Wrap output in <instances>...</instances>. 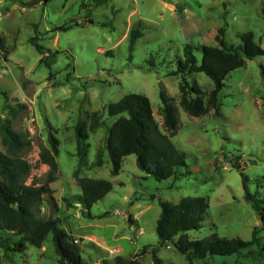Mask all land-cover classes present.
Masks as SVG:
<instances>
[{"label": "rangeland", "instance_id": "obj_1", "mask_svg": "<svg viewBox=\"0 0 264 264\" xmlns=\"http://www.w3.org/2000/svg\"><path fill=\"white\" fill-rule=\"evenodd\" d=\"M32 1L0 3V37L10 50L7 58L0 51V111L8 117L2 110L3 92L12 104H28L12 118L14 128L31 140L21 152L32 164L28 184L46 181L49 167L40 162L39 152L41 146L49 147L50 129L60 140L58 179L50 184L59 209L53 211L45 201L42 214L59 217L92 264H102L104 259L113 262L116 255L136 258L138 264H155V251L163 264H264L259 246L241 256L189 259L174 241L161 244L156 231L160 200L178 203L184 196H204L209 208L202 227L187 232L190 239L217 234L251 240L255 230L264 245V216L246 200L242 180L244 173L251 192L264 198V186L257 183L264 176V54L231 71L219 93L218 112L211 109L200 116L190 115L180 105L182 75L172 74L185 45H217L222 27L229 43L238 44L243 33L253 31L264 48V0H38L31 5ZM76 21L80 24L68 30H54ZM134 28L142 35L131 52ZM36 44L42 46L41 52ZM195 54L200 62L202 51L195 49ZM186 76L206 93L214 87L204 72ZM162 88L176 99L179 124L171 141L186 154L188 170L183 167L177 177L158 181L141 170L136 155L130 154L115 175L105 149L103 165L84 169L82 176L110 180L113 189L93 205V218L83 215L80 207H67L64 199L81 191L74 177L76 126L89 127L93 113L102 116L98 128H88V160L93 162L105 146L108 128L126 115L110 116L107 107L126 94L142 93L167 132L161 113ZM0 150L9 153L1 133ZM129 214L136 217L134 224ZM18 239L0 232V264H57L51 236L42 248L28 245L24 252L11 251ZM97 241L107 250L97 248Z\"/></svg>", "mask_w": 264, "mask_h": 264}, {"label": "trees", "instance_id": "obj_2", "mask_svg": "<svg viewBox=\"0 0 264 264\" xmlns=\"http://www.w3.org/2000/svg\"><path fill=\"white\" fill-rule=\"evenodd\" d=\"M32 1L30 4L36 3ZM92 23V20H88ZM73 24H62L54 30H68ZM142 35L138 28L130 31V51ZM217 45L202 44L194 46L187 44L184 47V56L178 59V69L172 74L182 75L180 83V105L193 116L208 113L211 109L218 112L220 107L219 93L224 87V79L233 70L242 67L247 60L264 54V48L255 41L253 31L241 35L238 44L229 43L225 37V28H220L216 35ZM41 52L42 46L36 44ZM202 51V59L199 62L195 49ZM4 51L8 57L10 50L6 48L4 38L0 37V51ZM45 59L43 58L42 61ZM51 66L50 64H48ZM204 72L214 82L213 89L206 93L196 83L191 84L187 74ZM53 73L50 74L52 76ZM208 94V95H207ZM6 98L3 111L8 112V117H2L0 111V133L2 142L9 153L0 150V232L14 234L19 239L11 251L24 252L28 245L42 248L45 241L51 236L57 254V264H92L86 261L82 255L79 239L75 238L63 225L59 217L44 215L41 207L45 201L51 205L53 211L59 209L54 190L50 186L58 179L59 166L57 155L59 154L60 140L50 129L49 147L41 146L40 162L46 164L49 169L46 181L43 184H28L26 180L30 175L32 164L23 158L21 152L30 146L31 140L13 126V119L21 110L28 108L25 102L10 103V97L3 92ZM162 101L161 113L167 132L160 128V123L155 118L150 99L142 93L126 94L120 101L111 103L108 107L110 116H120L107 131L105 146L100 147L93 162H89L90 131L95 130L101 124L102 116L93 113L89 127L85 124L76 126L77 138V167L74 177L79 186L80 193L72 198H65L67 207H80L83 215L93 218L91 208L106 196L113 184L107 179H98L82 176L86 168L102 166L104 163L105 149L108 151L112 162V173L119 174L124 157L130 154L136 155L138 167L154 177L158 181L177 177L183 167L188 170L186 154L171 141L178 128L179 117L176 99L167 94L164 88L160 91ZM264 101V95H263ZM51 127V126H50ZM190 172V171H189ZM245 198L253 209L264 216V198L258 192H251L249 179L242 173ZM259 186H264V176L257 179ZM162 213L158 220L156 231L161 244L174 241L176 248L185 253L187 257L205 258L208 255H242L250 251L252 247L259 246L260 252L264 251V245L260 243L255 230L251 240H243L239 237L226 239L212 234L202 239H190L187 232L199 229L203 225L205 214L209 208V201L204 196H184L178 203L160 200ZM178 237L177 240H174ZM81 240V239H80ZM253 250V249H252ZM146 247L143 248V253ZM155 264H163L161 258L153 253ZM102 264H138L136 258H124L120 255L114 257L113 262L104 259Z\"/></svg>", "mask_w": 264, "mask_h": 264}, {"label": "crops", "instance_id": "obj_3", "mask_svg": "<svg viewBox=\"0 0 264 264\" xmlns=\"http://www.w3.org/2000/svg\"><path fill=\"white\" fill-rule=\"evenodd\" d=\"M46 1V0H45ZM0 3H2V0H0ZM172 9H174V6H170ZM1 16V15H0ZM150 176V175H149ZM129 221H130V223L131 224H134L136 221H137V219H136V217L135 216H133V215H131V214H129ZM81 240H83V239H81ZM98 242V241H97ZM98 247L97 248H106V250H107V247H105L104 245H102V244H100L99 242H98V245H97ZM119 251H120V248H119Z\"/></svg>", "mask_w": 264, "mask_h": 264}, {"label": "water", "instance_id": "obj_4", "mask_svg": "<svg viewBox=\"0 0 264 264\" xmlns=\"http://www.w3.org/2000/svg\"><path fill=\"white\" fill-rule=\"evenodd\" d=\"M260 216L262 217L263 215L260 213Z\"/></svg>", "mask_w": 264, "mask_h": 264}]
</instances>
